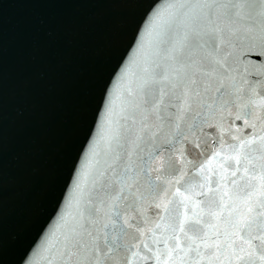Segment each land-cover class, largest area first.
<instances>
[{
  "label": "snow or ice",
  "instance_id": "snow-or-ice-1",
  "mask_svg": "<svg viewBox=\"0 0 264 264\" xmlns=\"http://www.w3.org/2000/svg\"><path fill=\"white\" fill-rule=\"evenodd\" d=\"M153 11L32 264H264V0Z\"/></svg>",
  "mask_w": 264,
  "mask_h": 264
},
{
  "label": "water",
  "instance_id": "water-1",
  "mask_svg": "<svg viewBox=\"0 0 264 264\" xmlns=\"http://www.w3.org/2000/svg\"><path fill=\"white\" fill-rule=\"evenodd\" d=\"M155 3L0 4V264L36 258Z\"/></svg>",
  "mask_w": 264,
  "mask_h": 264
}]
</instances>
